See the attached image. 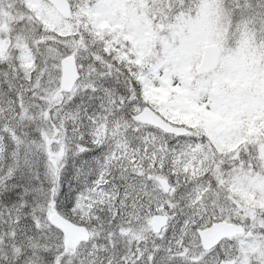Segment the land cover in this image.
Segmentation results:
<instances>
[{
  "label": "snow or ice",
  "instance_id": "6c2138e0",
  "mask_svg": "<svg viewBox=\"0 0 264 264\" xmlns=\"http://www.w3.org/2000/svg\"><path fill=\"white\" fill-rule=\"evenodd\" d=\"M0 264H264V0H0Z\"/></svg>",
  "mask_w": 264,
  "mask_h": 264
}]
</instances>
